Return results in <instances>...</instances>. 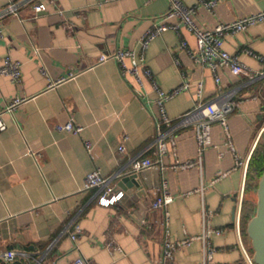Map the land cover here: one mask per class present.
Segmentation results:
<instances>
[{"label":"crops","instance_id":"1","mask_svg":"<svg viewBox=\"0 0 264 264\" xmlns=\"http://www.w3.org/2000/svg\"><path fill=\"white\" fill-rule=\"evenodd\" d=\"M10 1L17 0H0V10ZM39 2L21 6L18 17L0 19V67L5 57L21 65L18 84L0 75V112L14 98L28 99L13 115L1 116L6 128L0 132V253L15 251L11 264H71L78 258L87 264H160L166 240L195 238L166 264H204L201 237L208 228L218 231L209 240L208 264H245L235 220L239 205L240 239L252 253L246 226L243 233L240 224L247 172L237 162L249 163L263 137L264 65L242 51L264 58V23L223 41L225 51L260 77L250 80L220 68L216 84L211 70L189 57L195 39L180 26L178 33L168 30L150 43L144 67L152 80L141 69L138 86L131 75L121 76L113 60L97 61L118 50H139L141 38L166 13L168 0H54L37 14L32 7ZM182 2L197 7L191 18L203 31L264 10V0H219L211 10L200 6L201 0ZM70 74L74 77L51 86ZM184 82L189 89L165 101L162 110L154 84L168 95ZM219 97L234 103L226 131L211 126V145L200 167L176 168L196 160L195 135L191 127L163 124V115L173 123L199 102ZM68 122L82 132L56 129ZM158 135L173 141L160 156L162 169L137 173V186L120 188L121 179L134 174L132 159H156L150 145ZM93 171L119 175L112 181L123 192L117 205L100 206L95 190L82 189ZM162 180L172 202L152 209L162 195ZM75 226L80 233L73 244L66 230Z\"/></svg>","mask_w":264,"mask_h":264},{"label":"built area","instance_id":"2","mask_svg":"<svg viewBox=\"0 0 264 264\" xmlns=\"http://www.w3.org/2000/svg\"><path fill=\"white\" fill-rule=\"evenodd\" d=\"M33 0H17L16 2L10 1L8 6L4 10H0V19L3 15H12L18 17V10L21 6H24ZM33 5V11L35 13H41L45 11L46 4H53L54 0H40ZM219 0H208L200 2V6L207 10L214 8ZM197 7L188 8L184 6L182 0H168V7L166 13L162 17L161 21L155 24L150 30H148L139 42V50H118L109 56H101L97 64H102L107 60H113L116 62L121 76L126 74L131 75L138 86L142 85V73L145 77L152 80V73L149 69L144 67L145 63V52L150 45V43L162 33L171 30L178 33L180 26H183L188 32H190L195 39V52L188 51L191 60L202 67H207L211 70L214 76L216 84H219V78L216 74L217 70L220 68L228 69L233 75L243 74L250 80L260 77L257 74L252 73L244 64L239 60L238 55L229 54L223 49V41L227 35L237 34L244 32L252 26L264 23V10H261L255 14L247 15L239 18L235 21L228 23H220L212 30H200L198 29L192 21V15L195 13ZM2 33L0 30V37ZM181 48H186V44L182 42L180 44ZM243 53L256 58L264 65V58L254 54L248 49H244ZM144 67V68H142ZM20 68L21 65L18 62L11 60L9 57L3 59L2 66L0 67V75L8 77L11 82L18 84L20 82ZM73 74H70L67 79H59L51 84V86H56L66 82L67 80L73 78ZM154 84V83H153ZM156 92L159 96L158 104L163 110L164 102L177 95L182 91L189 89V84L184 82L179 88L175 89L170 94L166 95L160 90H158L154 84ZM202 85L197 84L196 96L201 97ZM28 101L27 98H14L12 101L7 103L4 109L0 112V132L4 131L6 126L1 119L2 114L13 115L15 110L22 104ZM234 103L229 99L221 100V98H216L212 101L205 103L196 104L193 109L186 114L178 117L173 123L163 115V124L170 126L173 124L177 129L193 128L195 140L198 148V156L196 160H188L186 162L177 164L175 167L178 169H189L195 166H201L202 156L204 151L211 145L210 140V128L213 124H219L226 131L227 127V117L233 112ZM56 129L60 132H66L72 135H79L82 132V127L76 126L71 122H68L64 126H57ZM166 135H158L155 141L150 145L156 156L155 160L149 157H135L131 161V173L137 174L144 170H149L152 168L162 169L160 164V156L166 149L167 144H173L171 139L166 140ZM85 147L90 150V144L85 143ZM119 152H123L124 148L120 146L118 148ZM237 165L242 166L243 173L247 172L248 160L243 162H237ZM119 175H114L110 177H104L100 175L98 171H93L85 176L83 183V190H95L97 194V204L103 207H109L117 205L123 198V192L117 190L112 181L118 178ZM245 183V182H244ZM244 185V184H243ZM244 187V186H243ZM166 182L161 181L160 189L162 190V195L156 198L151 204L152 209H164L168 204L172 202L171 196L165 191ZM243 193V188L240 192V198ZM239 215L240 207L238 205L235 229L238 237V243L245 264H254L252 259V253H250L242 245L239 232ZM70 240L75 244L77 235L80 233L78 226H75L72 231H67ZM212 234H218V231H213L206 228L202 234V240L205 244V261L204 264H208L213 253V248L210 244V237ZM195 238H190L184 241L170 242L165 241L163 247V254L160 260V264H166V262L172 259L173 253L179 248L189 245ZM17 253L13 250L5 251L0 253V262L3 264H11L15 261ZM28 260L29 257H24ZM71 264H87L83 258H78Z\"/></svg>","mask_w":264,"mask_h":264},{"label":"water","instance_id":"3","mask_svg":"<svg viewBox=\"0 0 264 264\" xmlns=\"http://www.w3.org/2000/svg\"><path fill=\"white\" fill-rule=\"evenodd\" d=\"M194 1L196 2V0ZM142 173L141 171L138 174L142 176ZM135 176L136 174H132L123 177L118 184L119 187L125 189L127 183L137 186L134 180ZM255 193V210L253 216L247 222L246 236L250 243L254 264H264V172L257 182ZM27 264H31L30 261Z\"/></svg>","mask_w":264,"mask_h":264},{"label":"trees","instance_id":"4","mask_svg":"<svg viewBox=\"0 0 264 264\" xmlns=\"http://www.w3.org/2000/svg\"><path fill=\"white\" fill-rule=\"evenodd\" d=\"M264 172V133L262 140L253 152L248 163L246 182H245V197L242 204L240 224L242 232L245 233V226L249 219L253 216L255 210V200L250 198L251 194L256 191L257 182ZM256 194V193H255Z\"/></svg>","mask_w":264,"mask_h":264}]
</instances>
